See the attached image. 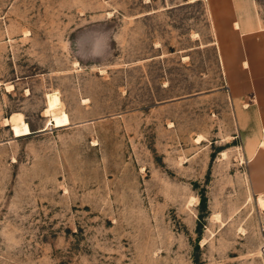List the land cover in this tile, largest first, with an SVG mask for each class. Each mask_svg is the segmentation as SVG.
<instances>
[{
  "label": "rangeland",
  "instance_id": "obj_1",
  "mask_svg": "<svg viewBox=\"0 0 264 264\" xmlns=\"http://www.w3.org/2000/svg\"><path fill=\"white\" fill-rule=\"evenodd\" d=\"M262 142L264 0H0V264H264Z\"/></svg>",
  "mask_w": 264,
  "mask_h": 264
},
{
  "label": "crops",
  "instance_id": "obj_2",
  "mask_svg": "<svg viewBox=\"0 0 264 264\" xmlns=\"http://www.w3.org/2000/svg\"><path fill=\"white\" fill-rule=\"evenodd\" d=\"M240 14L241 13H239V11H238V14H236V19L234 21L239 22L241 24V26H240L241 28L239 29L238 32L234 31V30L233 31L236 32V33H239V35L243 36L250 29V27H248L249 25H246L245 22H244V21H246L245 20L246 17H245V19H244V17L241 18ZM244 61H246V60H244ZM242 63H243V61H242ZM247 67H249L248 62H247Z\"/></svg>",
  "mask_w": 264,
  "mask_h": 264
},
{
  "label": "bare ground",
  "instance_id": "obj_3",
  "mask_svg": "<svg viewBox=\"0 0 264 264\" xmlns=\"http://www.w3.org/2000/svg\"><path fill=\"white\" fill-rule=\"evenodd\" d=\"M240 26H241L240 23L237 22V21H235V22L233 23L232 28H233L234 30H239V29L241 28ZM242 66H243V67H247V62H243ZM46 111H47V113H49L48 110H46ZM261 146H264V142L261 143ZM259 202H260V205L264 208V200L260 199Z\"/></svg>",
  "mask_w": 264,
  "mask_h": 264
}]
</instances>
